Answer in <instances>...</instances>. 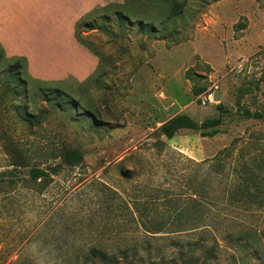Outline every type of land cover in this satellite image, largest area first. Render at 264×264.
<instances>
[{
	"label": "rangeland",
	"instance_id": "374dc122",
	"mask_svg": "<svg viewBox=\"0 0 264 264\" xmlns=\"http://www.w3.org/2000/svg\"><path fill=\"white\" fill-rule=\"evenodd\" d=\"M106 5L85 32L99 54L86 86L34 82L23 64L28 86L15 92L1 67L0 264H67L94 247L135 249L137 264H264V0H186L170 18L166 0ZM244 82L252 89L239 106ZM57 85L74 98L68 113L39 90ZM27 112L38 115L31 125ZM177 115L223 121L212 137L185 129L168 139L159 129ZM64 147L83 161L54 159ZM216 156L220 173L196 166ZM16 162L62 168L40 183Z\"/></svg>",
	"mask_w": 264,
	"mask_h": 264
},
{
	"label": "trees",
	"instance_id": "16d2710c",
	"mask_svg": "<svg viewBox=\"0 0 264 264\" xmlns=\"http://www.w3.org/2000/svg\"><path fill=\"white\" fill-rule=\"evenodd\" d=\"M168 3L167 7V12L165 14L166 18H170L179 12H181L185 8L186 0L183 2H180L179 0H166ZM110 6L106 5L104 7L97 6L95 7L92 11L84 15L77 23L75 27V38L77 42L83 46L85 49H87L89 52L93 53L94 55L99 57V54L92 50L88 44L86 43V31H91L94 30L92 28V25L90 24L91 20H94L98 13L100 11H109ZM121 18H131L134 16L131 12H118L117 13ZM142 22H150V18L146 15H143L142 17ZM152 26H154V22H152ZM25 64V72L27 74V78L31 79L34 82H39L45 84V81L39 80L34 78L30 72H29V67H28V60L26 57H21V56H13L9 57L7 56L4 47L0 43V71L1 67L4 68L5 65L8 66V71L5 72V76H7V89L11 90H17L21 91L22 87L28 86V79L23 78L24 74V66ZM2 65V66H1ZM4 65V66H3ZM92 77V76H91ZM87 78L84 81H78L80 86L84 87L87 84L90 83V78ZM188 79H192L191 77H188ZM56 83H59L60 85H65L67 82L66 81H54ZM16 84L14 88L12 85ZM246 83H243V87L240 90L241 95H239L237 99V105L240 106L241 98L243 95L247 93V90L252 89V84H247L248 86L245 85ZM248 87V89H246ZM257 88H260L259 85H257ZM39 90L44 94L46 97V101L49 103V106L51 107L50 109L54 110H62L65 113H68L70 109V105H73L72 103L74 102L73 96L63 90L59 85L54 86V87H49V86H42L39 88ZM205 91V87H197L194 85L193 87V93L195 96L201 95ZM82 103L79 101L74 104V107L76 109H81L80 105ZM88 106V104H87ZM89 107V106H88ZM218 109L222 112H227L226 107L224 105L219 104ZM73 108V106L71 107ZM244 114L250 117H255V118H262L263 115L259 112H252L250 109H244ZM38 115L34 114L33 112H27L26 115L22 117L23 121L27 124H33L36 122L35 119H37ZM38 121V120H37ZM222 116L217 117V118H210L204 120L202 123H198L195 120H193L190 116L188 115H177L174 116L173 118L169 119L166 121L162 127L159 129L161 134L168 139H172L175 137V135L181 131V130H194V131H202L203 136H214L218 133V128L222 124ZM159 143L164 147L165 142L159 140ZM163 149V148H161ZM52 157L54 159L62 157L63 162L65 163L66 167H76L78 166L82 161H83V155L80 151H78L75 148H69V147H64L61 151H58L56 153L52 154ZM218 157L216 156L213 159L209 160H204V161H199L197 162L196 166L201 167L207 166L205 164H208V175L212 176V174L215 173H220L219 169H224L223 165H216L215 161ZM214 162V163H213ZM261 165H264V158L262 160H259ZM215 164V165H213ZM12 166L15 167H31L30 169V180L32 181H39L40 183L46 182L48 178H50L51 174H58L62 168L61 165H54L53 167L47 168V167H40L36 165H26L24 162H16L15 165L13 163ZM196 170V173H198ZM256 171H253L248 175L247 181L255 183L257 180H259L260 173ZM195 176V175H194ZM208 176V177H209ZM188 177V176H187ZM105 188H108L107 186ZM113 193H116V191H113L111 188L109 189ZM155 225H158V223H155ZM141 257H139L138 251L135 249H129V248H120V249H104V248H90V249H85L81 251L80 254L77 255V258L75 261H69L67 264H137V261L140 260ZM197 260V259H196ZM195 260L194 257H187L184 258V264H199ZM10 264H19L18 262L12 261ZM148 264H161L158 261H150Z\"/></svg>",
	"mask_w": 264,
	"mask_h": 264
},
{
	"label": "crops",
	"instance_id": "0c3cea01",
	"mask_svg": "<svg viewBox=\"0 0 264 264\" xmlns=\"http://www.w3.org/2000/svg\"><path fill=\"white\" fill-rule=\"evenodd\" d=\"M103 2L41 0L33 8L30 0H0V43L7 56L27 58L34 78L85 80L96 70L98 58L77 42L75 26Z\"/></svg>",
	"mask_w": 264,
	"mask_h": 264
}]
</instances>
